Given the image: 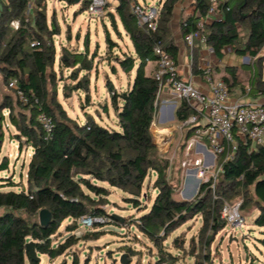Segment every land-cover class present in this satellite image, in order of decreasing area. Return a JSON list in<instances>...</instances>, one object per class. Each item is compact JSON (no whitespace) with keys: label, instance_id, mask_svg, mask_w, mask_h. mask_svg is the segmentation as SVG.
I'll use <instances>...</instances> for the list:
<instances>
[{"label":"trees","instance_id":"16d2710c","mask_svg":"<svg viewBox=\"0 0 264 264\" xmlns=\"http://www.w3.org/2000/svg\"><path fill=\"white\" fill-rule=\"evenodd\" d=\"M44 1L33 0L30 4V0H0V78L3 86L15 96L12 104L10 97L0 91V124L4 120L1 111L7 109L18 149L22 144L31 149L25 173L26 187L18 192L0 191V264H39L40 260H31L25 254L28 242L32 243L38 257L45 256L52 261L79 240L98 239L103 233L93 231L80 236L69 235L61 243L52 242L61 223L68 218L73 222L81 217L106 218L119 225L116 217L105 214L101 208L113 189L123 194L126 203L145 211L147 206H142L139 200L141 197L149 200L143 187L152 173L155 174L152 188L156 194L147 211L130 219V224L156 249L154 264L176 263L177 256L168 251L164 242L195 217L201 220L197 243L206 250L201 257L210 263L209 247L226 226L220 215L224 203L233 204L241 199V216L244 218L243 213L253 209L257 211L254 224L264 227V144L251 148L236 139L230 159L217 157L220 172L214 189L210 188L209 180L199 185L191 199L184 200L177 198L176 187L167 180L168 163L153 142L151 126L159 109L158 84L144 68L147 61H155L152 50L156 45L176 62L178 47L171 38L169 22L174 6L184 0H163L157 5L159 13L154 32L136 26L132 5L137 0H113L114 13L131 50L121 51L106 33L105 61L115 72L109 57L117 49L112 58L114 64L124 74L134 71V75L125 90H115L112 83L106 81L109 105L104 104L102 111L108 114V110H112L115 118L112 127L98 125L91 118L79 124L56 100L57 82L61 80L55 71L53 38L59 31L53 21L47 23ZM89 1L81 0L79 13L86 10ZM193 3L195 11L181 23L183 37L194 29L207 9L204 0H193ZM226 7L223 19L206 26V45L218 59L226 48L237 57L250 59L239 68L225 67L221 79L230 96H264V58L259 56L264 50V0H230ZM12 21L18 22L17 29L11 27ZM94 54L90 56L87 44L83 52L61 48L57 68L59 71L70 69L68 78L75 81L71 86L62 85L63 96L82 91L88 99ZM241 72L247 73L245 80L240 78ZM10 82L15 83L14 88L8 87ZM17 91L27 99L26 104L18 100ZM40 112L52 119L53 127L48 135L37 121ZM191 114L184 101L174 110L180 124ZM195 128L186 127L185 142ZM2 142L0 128V147ZM7 166V158H3L0 171L7 170ZM42 209L50 214V222L45 227L38 222ZM96 225L98 222L92 228H97ZM66 228L72 231L75 224ZM172 244L180 250L176 237ZM126 249L130 251L129 247ZM71 264H77V260L72 259Z\"/></svg>","mask_w":264,"mask_h":264},{"label":"rangeland","instance_id":"374dc122","mask_svg":"<svg viewBox=\"0 0 264 264\" xmlns=\"http://www.w3.org/2000/svg\"><path fill=\"white\" fill-rule=\"evenodd\" d=\"M105 1L106 5L101 17L89 16L86 10L79 13L81 0L78 3L75 0H45L44 4L47 23L50 24L53 21L59 31L53 38L57 54H59L62 47L71 51L83 52L85 44L88 46L90 56L95 53L93 67L89 72L88 99L82 91H73L68 94L69 96H63L61 92L62 85L71 86L75 84V81L68 78L71 70L62 69L59 71L56 62L55 71L58 80H61L57 82L56 100L61 104L66 114L79 124H84L87 119L91 118L98 125L112 127L115 122L112 110L109 109L108 114L102 111L104 104L109 105L106 81H110L115 90H125L128 82L131 83L133 72L130 75L124 74L117 65L114 66V72L105 61L106 33L113 42L118 44L121 51L131 50V44L114 13L115 2L113 0ZM137 1L145 5H158L163 0ZM30 4H32L31 0ZM110 13L114 17L116 29L112 27L109 21L108 15ZM117 32L120 33V37ZM241 34L243 35V32ZM115 52H117V49H114L109 57L113 65L115 64L112 58ZM224 55L227 63L237 61L238 63L248 64L250 62L248 57H237L229 48L224 50ZM259 56L262 59L264 58V50L261 51ZM262 68L264 77V61ZM240 78L245 80L247 73L241 72ZM0 91L2 94L8 95L10 101L14 104L15 96L11 90L3 86L1 78ZM158 105L160 109L162 105L161 97H158ZM159 109L151 126L153 142L168 163L166 178L171 185L176 187L177 198L191 199L197 186L192 160L200 158V152L194 146L187 154V143L184 140L186 128L181 127L174 116V112L172 119L161 123L164 120ZM1 114L4 120L0 124L3 134V142L0 147V163L3 158H7L8 166L7 170L0 171V191L18 192L26 187L25 173L31 149L25 144H22L20 150L18 149L15 129L7 119L8 110H2ZM157 125L164 126L165 134L156 131ZM192 137L193 134L190 133L187 140ZM154 178L155 174L152 173L149 179L144 182L143 192L149 195V200L145 201L144 197L139 200L142 206L143 204L147 206L145 211L151 205L156 194V190L152 188ZM147 182L148 188L146 189ZM185 194L189 196L185 197ZM123 197L122 193L113 189L106 198L107 203L101 206L105 214L114 216L120 221L119 225L112 224L104 218V222L96 225L97 228H87L73 222L70 218L65 219L61 223L58 233L52 237L53 244L63 242L69 235L80 236L93 231H100L103 235L96 240L90 238L79 240L71 249L55 260L50 261L47 257L40 256L39 264H71L72 259H76L77 264H120L121 255H125L126 264H154L157 259L156 249L133 224H130V219L137 218L145 211L126 203ZM243 214L244 225L241 229H233L227 224L215 236L208 250L210 263L203 261L201 255L206 250H202L197 243V235L201 227L199 217H195L179 227L164 242V245L171 254L177 256L175 264H264V227L254 224L257 211L247 209ZM73 224H75V228L68 231L66 227H71ZM174 237L178 239L180 250L175 249L172 244ZM126 247H129L130 251H127Z\"/></svg>","mask_w":264,"mask_h":264},{"label":"built area","instance_id":"2783aa9c","mask_svg":"<svg viewBox=\"0 0 264 264\" xmlns=\"http://www.w3.org/2000/svg\"><path fill=\"white\" fill-rule=\"evenodd\" d=\"M204 1L207 4L205 13L198 18L194 29L184 35L183 42L189 49H193L195 44L205 46L207 53L214 56L213 50L206 45L205 29L207 25L223 19L225 10H228L225 5L230 0ZM105 3V0H90L86 11L89 16L101 17ZM132 13L139 29L151 32L156 30L159 13L157 5L133 3ZM10 25L13 29L18 28L17 21H12ZM152 52L156 56L152 76L158 84L157 97L166 93L171 98L169 105L173 107V110L180 101H184L192 111L181 127L196 126L193 137L186 142L187 154L195 146L201 156L192 160L197 180L196 191L201 183L209 180H211L210 188L214 189L220 172L217 157L223 156V160L230 159L236 139L249 144L251 148L264 144V104L239 103L231 100L224 81L214 76L211 60H205L200 67L202 79L207 87V92H201L190 81L180 77L177 63L163 51L161 46H154ZM8 87L14 88L15 83L10 82ZM16 94L21 103H27V99L21 92L17 91ZM37 121L44 133L48 135L53 127L51 117L40 112ZM241 202V199H237L233 204L224 203L220 211L226 225L233 229H241L244 225V218L239 211ZM76 222L90 228L96 222H104V218L81 217Z\"/></svg>","mask_w":264,"mask_h":264},{"label":"crops","instance_id":"0c3cea01","mask_svg":"<svg viewBox=\"0 0 264 264\" xmlns=\"http://www.w3.org/2000/svg\"><path fill=\"white\" fill-rule=\"evenodd\" d=\"M194 11H195V7H194L193 0H184L182 2L177 3L174 6V9L172 12V18L169 22V28L171 31V38L173 40V43L178 47V55H177L176 63H177L178 72H179L180 77L184 80L190 81L191 84L195 88H197L199 91L207 92V87H206L205 82L202 79V73L200 70L201 64H203V62L205 60H211L212 61L214 76L216 78H220V79L225 74V72H224L225 67L235 66V67L239 68L240 65H242L244 63H242V62L238 63L237 61L234 63L233 62L227 63L224 53H223L222 58H220V59L215 57V55L210 56L207 53L205 46H200L198 44H195V47L193 49H189L187 46H185V44L183 42V36L181 35V23L183 22V20L185 18H187L189 15L193 14ZM68 50H70V49H68ZM72 51H77V50H72ZM59 56H60V52H59V54H57V52H56V62L57 63H58ZM56 62H55V64H56ZM115 66H116V64H115ZM154 70H155V62L153 60L148 61L146 63L145 68H144L145 73L147 75H152ZM132 72L134 75V71H132ZM132 78H133V76H132ZM131 82H132V80H131ZM130 84L131 83L128 82L127 87ZM160 97L162 99V105L160 108H161V113L163 114V120H164L161 123H165V121L172 119L171 114L174 112V110H173V107L169 105L171 98L168 94L164 93ZM231 100L237 101L239 103L258 102V103L264 104V96H259L256 98L232 97L231 96ZM156 129L157 130H162V129L165 130L164 126H159V125L156 126ZM166 131H168V130H166ZM188 196L185 194V197H188Z\"/></svg>","mask_w":264,"mask_h":264},{"label":"water","instance_id":"95a60500","mask_svg":"<svg viewBox=\"0 0 264 264\" xmlns=\"http://www.w3.org/2000/svg\"><path fill=\"white\" fill-rule=\"evenodd\" d=\"M75 2L78 3L79 0H75ZM108 17H109V21H110L111 25L113 27H115L113 15L110 13L108 15ZM159 110H161V108ZM171 118H173V113L171 114ZM195 193H196V190H195ZM189 199L185 198L184 200H189ZM38 222H39V224L42 227H45V226H47L49 224V222H50V214H49V212L47 210L42 209V210L39 211V213H38ZM25 254L31 260H35V261H39L40 260V258L37 256V254H36L31 242H28V243L25 244ZM124 256L125 255H121L120 260H119L120 264H126L127 261L125 260Z\"/></svg>","mask_w":264,"mask_h":264},{"label":"bare ground","instance_id":"6f19581e","mask_svg":"<svg viewBox=\"0 0 264 264\" xmlns=\"http://www.w3.org/2000/svg\"><path fill=\"white\" fill-rule=\"evenodd\" d=\"M156 131H158V132L161 133V134H165V130H163V129H162V130H156ZM195 186H196V185H195ZM195 186H194V187H195Z\"/></svg>","mask_w":264,"mask_h":264}]
</instances>
